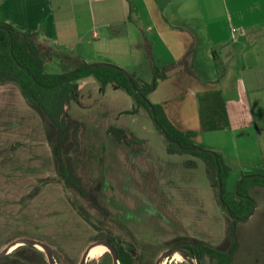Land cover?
I'll list each match as a JSON object with an SVG mask.
<instances>
[{"label":"rangeland","instance_id":"rangeland-1","mask_svg":"<svg viewBox=\"0 0 264 264\" xmlns=\"http://www.w3.org/2000/svg\"><path fill=\"white\" fill-rule=\"evenodd\" d=\"M45 69L60 73L62 65L55 57ZM8 84L0 85V241L6 236L7 244L23 237L46 243L58 264H80L90 244L110 236L136 255L137 264H157L181 238L196 239L213 248L223 244L227 218L203 161L190 155H169L149 112L115 85L102 90L94 77L79 81L77 99L68 106L70 118L86 128L83 149L73 153L72 165L88 198L63 183L53 152L52 172L44 164L41 176L23 177L18 165L25 153H19L17 142L22 140V131L28 130L34 140H40L41 127L35 130L24 124L16 128L9 121V110L3 109L24 103L43 120L19 86ZM5 88H9L8 94L3 93ZM157 92L148 95L150 103L163 99ZM110 127L125 130L131 144L109 135ZM43 129L47 138L51 129ZM27 150L31 151V146ZM25 163L23 173L28 172L29 163ZM31 182L35 185H28ZM253 197L258 212L254 219L238 224L240 247L234 264H264V188H257ZM22 248L26 247L10 251V257L0 264H49L42 248L29 246L20 255ZM188 262L189 258L175 250L161 264ZM87 264H113L112 255L108 250L98 259L88 257ZM203 264L211 263L206 258Z\"/></svg>","mask_w":264,"mask_h":264},{"label":"crops","instance_id":"crops-1","mask_svg":"<svg viewBox=\"0 0 264 264\" xmlns=\"http://www.w3.org/2000/svg\"><path fill=\"white\" fill-rule=\"evenodd\" d=\"M0 21L37 32L42 51L60 66L66 58L114 64L148 83L153 65L166 68L152 92L163 99L154 104L194 143L224 156L227 189L264 173V0H0ZM8 110L14 127H41L43 135L36 141L22 131L17 143L29 167L23 173L22 160L21 175L41 176L44 164L52 172L44 121L24 103ZM257 212L258 205L251 220ZM10 244L5 236L0 252Z\"/></svg>","mask_w":264,"mask_h":264},{"label":"trees","instance_id":"trees-1","mask_svg":"<svg viewBox=\"0 0 264 264\" xmlns=\"http://www.w3.org/2000/svg\"><path fill=\"white\" fill-rule=\"evenodd\" d=\"M52 58L51 52L42 51L37 32L16 28L6 21H0V85L17 84L29 106L40 114L47 128L51 129L48 139L58 175L63 183L81 197L88 198V192L72 165L73 153H81L83 149L86 128L83 123L70 118L68 114L69 104L77 99L79 81L94 77L102 90L113 84L131 95L138 107L142 106L149 112L166 141V151L169 155H190L203 161L210 185L216 192L218 204L226 214L227 237L221 246L213 248L196 239L181 238L170 252L178 249L190 261L198 260L200 264H203L206 258L211 264H234L240 247L237 227L255 213L257 205L251 190L264 188V173L244 175L236 183L234 190L227 189L231 167L224 156L194 143L187 133L169 120L162 105L149 102L148 95L157 89L160 81L167 78L166 68L153 65V78L148 83L117 65L88 63L75 58L63 59L60 73H48L46 64L52 61ZM108 134L119 142L131 144L132 139L123 129L110 127ZM106 241L117 249L120 264H137L136 255L127 246H123L119 239L110 236ZM24 247L26 248L18 250L21 251L20 255H23L25 249H30L29 246ZM9 257L7 255L5 259Z\"/></svg>","mask_w":264,"mask_h":264},{"label":"water","instance_id":"water-1","mask_svg":"<svg viewBox=\"0 0 264 264\" xmlns=\"http://www.w3.org/2000/svg\"><path fill=\"white\" fill-rule=\"evenodd\" d=\"M17 243H22V245H24V246H31V247H40V248H42L45 251V253H46L48 263L49 264H58L56 262V260H55L52 247H50L46 243L38 242V241H35V240H31V239H23V240H18V241H15V242L11 243L2 252H0V260H2L3 258H5L8 255L10 249L13 246H15ZM99 245L105 246L110 251V253L112 255V259H113V264H120L119 263V257H118L117 249L114 247V245H112L110 242L105 241V240H101V241L94 242V243L90 244L87 247V249L85 250V252H84V254L82 256V259L80 261V264H87L88 257H89V254H90L91 250L93 248L99 246ZM175 250L178 251V249H175ZM175 250L172 251V252H166V253H164L158 259L157 264H161L164 259L172 257L174 255V253H175ZM190 264H200V263H199L198 260H196V262L190 261Z\"/></svg>","mask_w":264,"mask_h":264},{"label":"bare ground","instance_id":"bare-ground-1","mask_svg":"<svg viewBox=\"0 0 264 264\" xmlns=\"http://www.w3.org/2000/svg\"><path fill=\"white\" fill-rule=\"evenodd\" d=\"M106 252H107V249L105 248V246L101 245L91 250L89 257L97 259V258H100L102 255H104V253Z\"/></svg>","mask_w":264,"mask_h":264}]
</instances>
